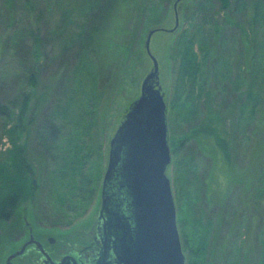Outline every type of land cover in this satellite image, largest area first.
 Here are the masks:
<instances>
[{
	"label": "rangeland",
	"instance_id": "obj_1",
	"mask_svg": "<svg viewBox=\"0 0 264 264\" xmlns=\"http://www.w3.org/2000/svg\"><path fill=\"white\" fill-rule=\"evenodd\" d=\"M174 1L148 0L147 8L144 11L141 0L135 1L140 12H136L139 14L133 21L136 23V27L133 26V29L130 30L135 35V39L125 59H112L102 51L99 52L90 40L87 41L88 51L80 55L79 61H73L76 59L75 53L72 52V57L68 61L66 59L58 62L55 60L53 63L50 56H52L56 43L53 44L48 39L50 34L48 35L47 32L50 30L51 33L52 29L57 30L56 24L62 22L64 25H68L66 28L68 35L79 39L76 33L83 27L81 17L84 13V9L80 6L81 2L28 0L29 5L27 0H0V102L9 106L10 101L15 98L18 88L25 86L22 69L18 66V59H16L17 55H13V51L5 49L6 41L10 37L11 39L21 37L22 43L31 42L35 36L40 39L42 46L39 62L41 65H45L42 66L43 71L38 76L39 86H37L36 92L42 96H44L42 92L46 93L41 104L42 111L37 112V116H33V118L28 114L24 115L27 133L16 131L17 134L12 131L8 133L6 130H12L14 123L4 119L3 115L0 116V161L6 156V151H13L14 147L16 150L20 145L25 144L27 157L33 162L31 167L37 180V190L34 193L33 202L30 199L22 201L13 212L10 221L0 223V264L7 253L17 247L18 243L14 241L15 236L19 233V229L25 226L26 221L29 227L39 232L69 226V230L85 229L95 221L101 202V184L107 164L109 140L133 101L139 96L143 78L152 69V61L146 54L144 43L147 33L154 28H162L152 34L149 50L157 61L158 87L166 103L170 162L165 172L170 180L175 207L177 198L181 203V216L184 217V230L190 253V258H187V250L185 252L182 248L185 264L197 263L195 257L200 247L205 264H264V254L258 257L259 253L254 248V240L258 239L257 237L255 239L254 233H257L258 236V229L264 228L262 221L259 228L257 225L252 228L253 244L244 249L241 257H236V252L233 250L234 242L232 243L231 239H228L224 249H217L218 233L222 229L218 220L214 229L210 227L209 233H206L208 219L213 222L220 215L222 202L219 205L214 204L219 199L212 198L210 200L213 201L212 203L203 199V203L198 205L199 209L203 211V215H199L202 218H199L195 212L190 213L189 216V207L190 210L192 209L191 201L195 200L197 193L194 185L195 177L202 180V177H206L211 168L209 155L197 145L196 139L191 135L197 125L199 126L211 118V114H207L208 105L211 107L214 104L219 105L220 109L216 108L215 110H222L221 116L229 134L237 132V130L239 132L246 130L248 138L242 141L241 155L245 153L248 157L252 151L257 149V144L251 134L252 126H248L246 123L247 111L239 117L238 121L237 114L241 107H234L236 98L227 96L226 92L221 89L222 84L228 79L233 61L235 59L244 60L243 56H234L235 47L232 43L231 31L222 30L221 40L212 43L210 56L214 62L212 59L211 62L210 59L204 61L200 51L196 50L198 49L197 45H194L196 55L198 52L200 56L197 55L195 62L203 72L201 81L198 77L194 81L191 75L194 72V67L196 70L194 65H192L194 67L189 71L190 75L188 76L191 82L180 71L182 61L178 55L180 41L177 40L181 33L186 30L187 35H197L201 31V33L205 32L207 36H210L213 22L224 26L228 25L225 11L220 10L217 0H211L212 4L206 2L208 15L199 16L196 6L199 3H205L206 0H180L176 5L177 27L174 28ZM257 2L255 33L251 32L248 27L246 35L251 44L248 43V47L240 46V51L246 53L245 59L249 61L248 53L251 54L249 51L254 46L252 54L258 61L260 74L258 75L259 79L255 78L254 80L253 90L255 93L259 91L261 98H264V0ZM244 6L241 7L239 1H236V7L241 11ZM238 12L240 11L238 10ZM63 16L68 17L69 20H64ZM171 29L173 30L171 31ZM217 43L221 48H218L219 44ZM222 49H227V51L222 52ZM202 55L204 56L203 51ZM35 61V59L34 61L33 59L25 60V64L32 67ZM104 68H110V72L105 73ZM187 69L188 67L184 71L187 72ZM247 74L248 72L243 75L244 80L241 79L237 82L241 91L251 85L250 81L246 80ZM70 77L72 84L69 88L66 79L69 80ZM60 82L64 86L66 84L67 88L63 90L62 97H59L62 88L57 92ZM257 83H260V90L256 89ZM56 93L58 94L56 95ZM198 104L200 105L197 111L196 105L198 107ZM51 109H54L57 125H69L73 121L75 126L74 130L76 131L71 136L73 142L79 146H73L70 152L71 157L67 163L56 161L59 156L56 160L55 156L52 159L51 154L47 151V144L42 146L41 143V141L44 142L45 133H39L37 130L44 111ZM77 113L79 114L76 116ZM62 133L65 134L64 142L72 144L71 139L68 138L69 135L66 132ZM247 140H249V145L252 140L250 151L248 143H246ZM64 142L61 145H64ZM255 161H252V177L255 176L258 169ZM249 165L251 166V163ZM219 174L218 179L224 181L225 177L221 168H219ZM256 186L264 189V169L256 178ZM211 190L213 187L208 183L207 193Z\"/></svg>",
	"mask_w": 264,
	"mask_h": 264
},
{
	"label": "trees",
	"instance_id": "obj_2",
	"mask_svg": "<svg viewBox=\"0 0 264 264\" xmlns=\"http://www.w3.org/2000/svg\"><path fill=\"white\" fill-rule=\"evenodd\" d=\"M72 1L81 2L80 6L84 9V13L81 17L83 27H81L80 31L76 33L79 39L68 35L66 32L68 25H64L62 22L56 24L55 28L57 30L52 29L51 33L50 30H48L47 34H50L51 36H49L48 39L51 40L53 44L56 43L52 56H50L51 61L53 63L55 60H57V62L63 59L68 61L69 58L72 57V52L75 53L74 55L76 59L73 61H79L80 55L83 52L88 51L89 44L87 41L90 40L91 43L94 44L95 49L99 52L102 51L112 59H125L129 53L131 44L135 39V35H133L130 30L136 25V23L133 22L135 17L139 14L136 12H140V8L135 5V1L140 0ZM147 1L148 0H141L143 11L147 8ZM217 1L220 10L223 12L225 11L226 15H224L228 25L225 24L226 26H224L218 24L217 22H213L210 36H207L205 32L201 33V31H199L197 35H187V31H183L179 36V40H177L180 41L178 44L180 47L178 55L180 61H182L180 71L183 73V76L188 78L190 75L189 71L192 67L196 66V70L194 67V72L191 75L193 76L194 81L196 77H198L199 81H201L200 78L203 76V72L198 68L197 63L195 62V59L197 60L196 57L197 55L199 56V54L197 52L196 55V47L194 45H197L198 49L196 50L200 51L201 58L204 57V61L210 59L211 62L212 58L210 56V50L212 49V43L215 41L219 42V40H221L220 36L223 35L221 34L222 30H226L227 32L231 31V39L235 47L234 56H243L244 60L238 61L235 59L233 61V65L229 69L230 73L228 75V79L224 84H222L221 89L226 92L227 96L236 98L234 107H241L239 109V113L237 114L238 121L239 117L247 111L246 123L248 126H252L251 134L254 136L257 149L252 151L248 157L245 153L241 155L242 141L248 138L245 132L246 130L244 129L241 132L237 130V132L234 131L229 134L227 128L225 127L224 119L221 116L222 110H215L216 108L220 109L218 107L219 105L214 104L212 107L208 105L209 111L207 114L210 113L211 118L208 119L207 122L205 121L199 126L197 125L193 129V132H191V135L194 139H196L197 145L201 149H204L209 155L211 159V168L208 175L204 178L202 177V180L194 176V185L197 193L195 194V200L191 201L192 211L188 205L190 211L189 216L190 213L192 214L195 212L199 218H202V216L199 215H203V211L202 209H199L198 205L203 203V199L211 203L213 202L210 201L212 198L219 199V201H215L214 204L217 203L219 205L220 202H222L221 211H218L220 215L217 219H215V221L213 220V222L208 219V228L206 227V233H209L210 227L211 229H214L217 220L221 225L222 229L220 233H218L217 249H224L227 245L228 239H231L232 243L234 242L233 250L236 252V257H241L244 249L253 244L252 238H254L255 234V239L256 237L258 239L254 240V248L258 251V257H260L264 254V228H259L261 221L264 224V189H260V186H256V178L264 169V98H261L258 93L259 91L255 93L253 90L254 80L255 78L259 79L258 75L260 74L257 64L258 61L254 58V54H252L254 46H252L251 51L248 50L251 52V54L248 53L249 61L245 59L246 53L240 51V46L242 47V45H244L248 47V43L251 44L250 39L247 38L246 35L248 27L251 32L255 33V17L257 14L258 0H238L241 7L242 5H245L242 11L236 7L237 0ZM232 1H234V3H232ZM206 2L212 4L211 0H206L205 3H199V5L196 6L199 16L208 15L209 12ZM238 10L240 12H238ZM211 17L213 18L212 14ZM62 18L64 20H69L68 17L65 18L63 16ZM41 46L42 43L36 36L29 43H22L21 37H18L17 39H11L10 37L6 41L5 49L6 51H13L12 54L17 55L16 59H18V66L22 69L21 73L25 80V86L18 88V92L16 93L14 100L10 101L9 106L3 105L2 102H0V116L3 115L2 117H5L4 119L14 123L12 130H6L8 133L10 131L13 133H27V123L24 119V115L28 114L29 117L33 118V116H37V112L42 111L41 104L46 97V93L42 92L44 94V96H42L36 92V89L38 88L37 86H39L38 76L43 71L42 66L45 65H41L39 62ZM218 48H221L220 44L218 45ZM202 51L204 56L202 55ZM226 51L227 49H224L222 52ZM217 55L221 56L219 53H217ZM31 59H33V61L35 59L36 61L33 63L32 67H29L25 64V60L28 61ZM212 62H214L213 59ZM187 67V72H185L184 69ZM109 69L110 68H104L103 71L107 73L110 72ZM247 72L248 74L246 76V80L247 82L250 81L249 84L251 85L241 91L237 86V82L241 79L244 80L243 75ZM231 75L232 77H230ZM19 78L21 79V77ZM188 79L189 82H191L190 78ZM66 84L70 88V85L72 84L71 77L69 80L66 79ZM66 84L64 86L60 82L59 87L57 88V92L60 88H62L59 93V97H62L63 90L67 89ZM257 84L258 86H256V89L259 88L260 90V83ZM200 91L201 87L198 89L199 93ZM57 94L58 93H56V95ZM199 105L200 104H198V107L196 105L197 111L199 110ZM201 110L202 107L200 111ZM78 114L79 113H77L76 116ZM74 129L75 126L73 121L69 125H57L54 109L44 111L39 129L37 130H39V133H45V143L43 141H41V143L42 146L47 144L48 149L47 147L45 148L51 154L52 159L53 156H55L56 160L59 156L56 161H63L66 163L69 161V158L71 157V149H73V146H79L73 142L71 136V134L76 131ZM62 132H66L69 135L68 138L71 139L70 142L72 144L64 142L65 134L63 135ZM62 142H64V145H61ZM246 143H248L250 151L249 140H247ZM26 152V146L25 144H22L16 150L14 147L13 151H6V156L0 161V223L10 221L13 216V212L22 201L24 202L30 199L33 202L34 193H36L35 191L37 190V180L33 173L34 170L31 167L33 166V162L29 160ZM252 161L257 162L256 166H258L257 173L254 177H252ZM249 163H251V166ZM219 168L223 171V175L225 177L224 181L218 179V177H220ZM208 183L212 185L213 190L208 191L207 193ZM175 209L176 223L181 239V247L185 250V252L187 250V258H190L188 244L186 242V233L184 230V217L181 216L182 208L179 198L176 199ZM256 225L259 228V235L257 236V233H254L252 236V228ZM200 248L198 249L195 257V260L197 261V263L194 262L195 264H205V259L202 256L203 253L200 252Z\"/></svg>",
	"mask_w": 264,
	"mask_h": 264
},
{
	"label": "water",
	"instance_id": "obj_3",
	"mask_svg": "<svg viewBox=\"0 0 264 264\" xmlns=\"http://www.w3.org/2000/svg\"><path fill=\"white\" fill-rule=\"evenodd\" d=\"M179 1L173 3L174 28ZM158 30L162 28L149 30L144 43L152 69L109 140L99 215L106 207L120 218L126 227L123 246L140 264H185L165 172L170 162L166 103L158 87L157 61L149 50L150 38Z\"/></svg>",
	"mask_w": 264,
	"mask_h": 264
},
{
	"label": "flooded vegetation",
	"instance_id": "obj_4",
	"mask_svg": "<svg viewBox=\"0 0 264 264\" xmlns=\"http://www.w3.org/2000/svg\"><path fill=\"white\" fill-rule=\"evenodd\" d=\"M99 211L100 207L85 229L69 226L39 232L26 221L15 236L17 247L1 264H140L123 246L126 227L120 218L106 207L100 215Z\"/></svg>",
	"mask_w": 264,
	"mask_h": 264
}]
</instances>
